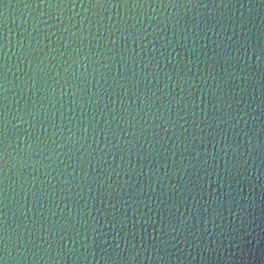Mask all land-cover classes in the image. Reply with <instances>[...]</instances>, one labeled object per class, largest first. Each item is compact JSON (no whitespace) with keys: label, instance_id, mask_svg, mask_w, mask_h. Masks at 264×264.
Masks as SVG:
<instances>
[{"label":"water","instance_id":"water-1","mask_svg":"<svg viewBox=\"0 0 264 264\" xmlns=\"http://www.w3.org/2000/svg\"><path fill=\"white\" fill-rule=\"evenodd\" d=\"M0 264H264V0H0Z\"/></svg>","mask_w":264,"mask_h":264}]
</instances>
